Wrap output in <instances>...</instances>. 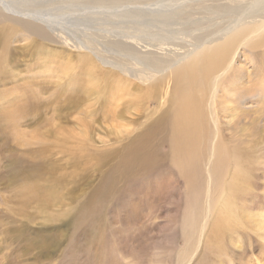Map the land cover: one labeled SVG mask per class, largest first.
<instances>
[{
	"label": "rangeland",
	"instance_id": "obj_1",
	"mask_svg": "<svg viewBox=\"0 0 264 264\" xmlns=\"http://www.w3.org/2000/svg\"><path fill=\"white\" fill-rule=\"evenodd\" d=\"M65 2L42 0L39 4L48 10ZM69 8L80 22L82 7ZM198 12L203 15V10ZM2 26L15 28L7 22ZM64 38L63 44H44L57 56L44 58L41 68L34 59L20 55L13 68L7 67L9 79L0 83V264H264V225L256 221L264 214V44L252 50L247 40L235 43L227 88L219 86L216 92L228 109L220 117L221 145L251 158L250 203L245 200L242 204L250 206L256 219L247 227H234L227 238L217 239V259L195 245L205 221L201 219L203 205L216 199L214 191L207 194L211 143L206 144L199 163L179 171L174 177L176 186L169 189L172 196L179 191L195 192L189 194L194 210L199 211L195 225L190 224L188 214H181L176 230L169 228L163 234L164 227L172 225L174 198L158 197L145 180L158 174L166 178L172 165L176 166L174 156L169 160L175 141L171 129L160 127L145 144V155L128 161L132 149L141 145L140 140L132 139L173 106L174 80L160 75L154 83L140 84L111 72L108 90L98 91L93 82L85 80L84 71H77L78 56L83 54L75 49L78 36L70 33ZM29 41L16 44L29 46ZM101 46L95 42L98 51L113 57ZM228 61L225 58L217 70L208 72V78L214 81L219 76L221 81ZM181 74L187 77L191 71ZM129 83L138 89L136 99L135 86H131L134 96L121 102L117 95ZM209 91L213 94L212 84ZM157 96L161 98L155 99ZM23 102L29 105L19 114L14 105L21 107ZM112 111L122 117L113 120ZM107 154L113 156L109 164L98 163ZM106 171L108 175L101 181ZM211 178H216L211 186L221 190L223 185H216L221 181L219 174ZM95 189H99V197L92 200ZM178 255H183L181 263Z\"/></svg>",
	"mask_w": 264,
	"mask_h": 264
},
{
	"label": "bare ground",
	"instance_id": "obj_2",
	"mask_svg": "<svg viewBox=\"0 0 264 264\" xmlns=\"http://www.w3.org/2000/svg\"><path fill=\"white\" fill-rule=\"evenodd\" d=\"M40 1L42 0H0V24L7 22L18 28L0 27V83H6L9 79L7 67L13 68L20 55H24L22 58L28 56L29 61L34 59L41 68L45 65L44 58L57 56L56 52H48L44 44L56 45L59 41L62 44L66 43L64 37L70 33L78 36L79 42H76L75 49L83 53L78 56L77 71H84L85 80L88 83L93 82L98 91L108 90L107 79L110 77L107 75L111 72H118L140 84L154 83L160 75H167L174 80L173 106L156 118L147 130L132 139L134 142L140 140L141 145L138 144L132 149L128 161L134 162L140 155H145V144L160 127L164 125V128L171 129L175 141L172 144L174 148L169 160L174 156L177 164L173 163L176 166L172 165L166 178L158 174L154 179H144L158 197L174 198L173 214L169 218L172 225L165 226L163 234L169 228L176 230V220L181 214L189 215L190 224H194L197 220L199 211L194 210L192 197L189 195L195 192L179 191L176 196H172L169 189H174L176 186L174 177L179 171L199 163L206 144L211 143V152L207 161L209 165L207 172L210 176L207 194L214 191L216 199L213 196L212 199L215 200L209 201L211 205L210 203L203 205L205 211L201 219L205 221L200 227L195 245L201 247V251L208 250L218 259L214 252L217 239L222 236L227 238L234 227H247L253 219H256L251 213L250 206L245 207L242 204L245 200L250 203L248 184L252 169L251 158L247 153H240L234 148L221 145L223 133L220 117L228 109L223 107L224 102L217 99L216 92L219 86L227 88L235 43L247 40L250 49L262 48L264 0H82L83 4L76 0H65L62 8L48 10H43ZM77 5L82 7L81 12H83L80 22L75 21L77 18H74V13L69 10L71 9L69 7ZM196 7L203 10L202 16ZM77 15H79L78 11ZM88 18L93 21L91 25L94 27L89 26ZM90 28L98 31L91 32ZM89 32L93 35H89ZM26 41H29V46L16 44ZM95 42L104 46H101V49L107 48V52L113 54V57L98 51ZM116 57L124 61L117 60ZM225 58L229 60L227 73L222 72L226 74L221 81L218 79L219 76L218 80L212 81L207 76L208 72L217 70L216 67H219ZM185 71L188 73L191 71V74L185 77L181 74ZM233 76L237 78L238 75L233 74ZM12 77L13 75L10 78ZM72 84L76 85V80H73ZM210 84L214 87L213 94L209 91ZM131 86L135 85L129 83V87L117 95L119 100L122 97L121 102L126 96H134V94L130 95ZM134 90L135 100L138 94L136 86ZM91 91L93 92V89L89 90ZM229 91L228 89V93ZM160 98L161 96H157L155 99ZM110 100H112L111 96ZM20 105L21 107L14 105V108L19 114H23L25 109L23 107L29 104L23 102ZM113 113L114 111L110 112V115L112 116ZM118 113L113 114V120L122 117ZM211 133H213L212 140ZM112 157L107 154L100 156L97 161L105 166ZM148 160L150 156L145 158V161ZM212 174H219L221 177L219 184H217L218 180L217 183L215 182L216 185H223L219 191L212 187L216 179L212 181ZM107 175L108 171L100 176V180L103 181ZM146 177L150 176L146 175ZM98 190L95 189L91 193L92 200L95 196L99 197ZM211 213L213 216L208 219ZM262 217V220L256 221L264 225V214ZM178 257L181 263L183 255ZM190 260H193L192 256ZM187 263L189 262H184Z\"/></svg>",
	"mask_w": 264,
	"mask_h": 264
}]
</instances>
